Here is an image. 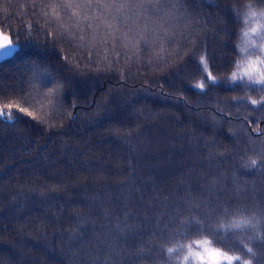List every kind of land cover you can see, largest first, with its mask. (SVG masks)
I'll use <instances>...</instances> for the list:
<instances>
[{
  "label": "trees",
  "instance_id": "1",
  "mask_svg": "<svg viewBox=\"0 0 264 264\" xmlns=\"http://www.w3.org/2000/svg\"><path fill=\"white\" fill-rule=\"evenodd\" d=\"M130 2L0 0L21 41L0 106L36 115L0 118V264H203L188 257L203 241L264 264V240L227 227L264 236V167L243 166L264 156V85L243 72L264 0Z\"/></svg>",
  "mask_w": 264,
  "mask_h": 264
},
{
  "label": "snow or ice",
  "instance_id": "2",
  "mask_svg": "<svg viewBox=\"0 0 264 264\" xmlns=\"http://www.w3.org/2000/svg\"><path fill=\"white\" fill-rule=\"evenodd\" d=\"M162 3V0H131L129 4L126 6V11L128 12L129 15H137V14H155L157 12V6ZM85 7L91 9L93 8V5L89 4L86 5ZM97 7H100L103 10L102 5H98ZM111 8H116V5H109ZM253 16H255V12L252 13ZM255 31V29H253ZM49 37L52 38V42L56 43L55 37L53 33H48ZM21 42L19 39L16 40L15 43ZM14 42L13 40L8 36V35H3L2 39H0V50H3L11 45H13ZM62 59L67 62V57L62 56ZM69 67L77 72L79 74L80 69L77 68L75 65H69ZM250 68L251 71L248 73L247 79L251 82H254L258 85H264V72H260V79L257 80L253 76V73L259 72V68L256 66V62L253 61L250 63ZM212 80H215V77H209ZM201 89L204 88V85L201 84L199 85ZM252 104H257L256 100H251ZM13 110H15L18 113H21L23 115H26L27 117L35 120L36 115L33 111H31L28 107L22 106L20 103L15 102L14 100L9 99L7 103H4L3 106H0V118L7 117L9 120L13 119ZM39 123V121H37ZM246 168H257L258 166L264 167V156H257L253 157L249 155L247 157V163L243 165ZM225 179H227L225 177ZM235 182V181H234ZM253 214L256 212H259L260 215L264 216V209H252ZM213 212L217 216V222L219 216H227L228 210L223 206V205H218ZM205 222L211 223V218L208 213L202 214V219L201 221H194L192 219L185 220L183 222L184 227H190L191 225L195 224L197 229H200L204 227ZM249 226L255 233L256 235L250 239H256V240H264V236L260 234L259 229L257 228V225L252 223L251 219H243L239 223L233 224V225H228L227 227H234V228H243L244 226ZM129 228H132L131 225H128ZM220 228H224L225 225L219 224ZM135 231V229H132ZM209 243L208 241H203L201 243H196L194 246L196 248H203L204 253H208L209 257L211 258V264H235V262H241V256L239 255H230L227 252L217 250V249H209L204 247L205 244ZM244 248H246L247 253H250L253 257L256 255L255 252L253 251L252 247H249L247 244H244ZM168 252L171 253L173 252V249L169 248ZM204 253L200 251H196L193 253L194 257H198L203 264H208ZM241 264H252V259H245L241 262Z\"/></svg>",
  "mask_w": 264,
  "mask_h": 264
},
{
  "label": "rangeland",
  "instance_id": "3",
  "mask_svg": "<svg viewBox=\"0 0 264 264\" xmlns=\"http://www.w3.org/2000/svg\"><path fill=\"white\" fill-rule=\"evenodd\" d=\"M253 29H255V31H253ZM253 29H252V35H251L252 40L251 41L253 42L254 48H256L257 51L253 50V49H247V50H249V52L250 51L256 52L255 54H253L254 57L252 55L253 58L250 61L251 62L255 61L256 66L259 68V72H255V73H253V75H255V74L260 75V71L264 72V16L259 15V22L255 25V27ZM3 35H7V34L3 33L0 30V39H2ZM16 48H17V44L14 43L13 45H11L9 47H7L3 50H0V59L11 55L16 50ZM244 51H246V48L244 49ZM246 62L251 63L249 61H246ZM247 67H250V64L248 66L247 65L245 66V68L243 69V72L246 71ZM248 71L250 72L251 70H248ZM197 250L204 253L203 248L194 249V252H196ZM204 255H205V258H206L208 264H211V258L209 257L208 253H204ZM192 256H193V254L188 255V257H190V258H192ZM194 258H196V257H194Z\"/></svg>",
  "mask_w": 264,
  "mask_h": 264
}]
</instances>
